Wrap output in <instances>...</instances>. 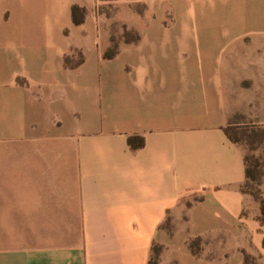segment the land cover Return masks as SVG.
<instances>
[{
    "label": "crops",
    "instance_id": "1",
    "mask_svg": "<svg viewBox=\"0 0 264 264\" xmlns=\"http://www.w3.org/2000/svg\"><path fill=\"white\" fill-rule=\"evenodd\" d=\"M244 2L264 20V0H0V264H151L156 245V264H241L264 228L227 130L224 54L264 35L233 25ZM113 23L135 36L106 56Z\"/></svg>",
    "mask_w": 264,
    "mask_h": 264
},
{
    "label": "rangeland",
    "instance_id": "2",
    "mask_svg": "<svg viewBox=\"0 0 264 264\" xmlns=\"http://www.w3.org/2000/svg\"><path fill=\"white\" fill-rule=\"evenodd\" d=\"M253 1V0H249ZM236 7L234 26L239 32L263 29L264 20L254 18L255 11L246 6ZM113 5H108L107 13H114ZM259 14L264 10L257 11ZM228 19V18H227ZM233 19V17H232ZM113 43L106 53H113L115 46L123 39L133 38L134 33L121 32L118 23L112 24ZM229 60L225 81L230 100V117L227 126L232 141L244 149L247 177L242 184L245 192L244 214L256 218L261 225L264 213V35L245 36L236 41L224 54ZM258 241L247 234L241 264H264V228L260 227ZM162 247L154 246L151 264H156Z\"/></svg>",
    "mask_w": 264,
    "mask_h": 264
},
{
    "label": "trees",
    "instance_id": "3",
    "mask_svg": "<svg viewBox=\"0 0 264 264\" xmlns=\"http://www.w3.org/2000/svg\"><path fill=\"white\" fill-rule=\"evenodd\" d=\"M112 53H106V56H111ZM128 143L132 147H139L143 144V138L139 136H131L128 138ZM246 177H247V167H246ZM245 177V180H246ZM244 192V190H243ZM245 193V192H244ZM262 224H264V213H263V218L260 220Z\"/></svg>",
    "mask_w": 264,
    "mask_h": 264
}]
</instances>
